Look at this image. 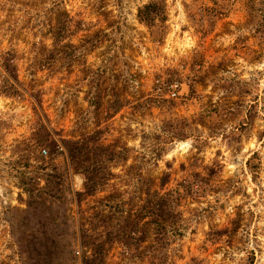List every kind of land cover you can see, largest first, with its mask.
<instances>
[{"label": "rangeland", "instance_id": "374dc122", "mask_svg": "<svg viewBox=\"0 0 264 264\" xmlns=\"http://www.w3.org/2000/svg\"><path fill=\"white\" fill-rule=\"evenodd\" d=\"M82 138L90 194L62 144ZM92 256L264 264V0H0V264Z\"/></svg>", "mask_w": 264, "mask_h": 264}, {"label": "trees", "instance_id": "16d2710c", "mask_svg": "<svg viewBox=\"0 0 264 264\" xmlns=\"http://www.w3.org/2000/svg\"><path fill=\"white\" fill-rule=\"evenodd\" d=\"M138 17L141 22H144L149 26H153L156 19L160 17V9L157 4H148L139 10ZM5 69L13 80L17 79L14 67L11 65V62H6ZM45 143L47 145L56 144L55 141H46ZM62 144L68 154L70 165L74 168V170L82 173L84 176L85 192L87 194L94 192L96 187L100 185L99 181L102 179L98 176L95 167L102 166L104 162L103 160L99 159L94 163H91V160L95 150H101L102 146H93L90 142V138H82L80 140H63ZM181 199L182 198L179 191L169 192L165 196H158V202L154 207L159 220H162L166 215V217H168L173 224L176 223L179 215L174 208L178 206V203ZM30 209H32V207H30ZM134 235L135 232L130 231L126 238L133 240L135 239L133 238ZM84 243L85 245L87 244L86 241H84ZM96 260L97 259L92 256L84 260L83 264H95Z\"/></svg>", "mask_w": 264, "mask_h": 264}, {"label": "built area", "instance_id": "2783aa9c", "mask_svg": "<svg viewBox=\"0 0 264 264\" xmlns=\"http://www.w3.org/2000/svg\"><path fill=\"white\" fill-rule=\"evenodd\" d=\"M181 84L179 82H175L173 85H171V91H170V96L171 98L175 99L178 97V95L180 94V88H181ZM44 153H46V151L44 150ZM81 253L82 250L80 249V247H77L75 250V255L78 257H81Z\"/></svg>", "mask_w": 264, "mask_h": 264}]
</instances>
